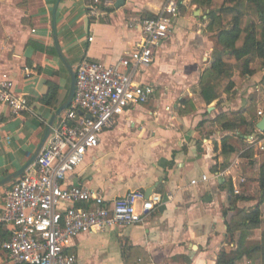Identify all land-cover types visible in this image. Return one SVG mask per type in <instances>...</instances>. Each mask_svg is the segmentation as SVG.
Segmentation results:
<instances>
[{
  "label": "crops",
  "instance_id": "crops-1",
  "mask_svg": "<svg viewBox=\"0 0 264 264\" xmlns=\"http://www.w3.org/2000/svg\"><path fill=\"white\" fill-rule=\"evenodd\" d=\"M90 1L0 0V74H9L16 93L29 101V111L22 115L0 105V182L32 159L69 94L71 74L58 56L54 22L61 51L74 71L84 60L113 65L140 41L142 20L156 16L163 4L127 0L116 9L119 0H99L102 15L96 18L87 9ZM192 2H180V16L154 51L153 63L135 71L136 82L154 88L149 103L130 106L115 118L98 148L65 181L109 201L155 188L153 194L163 201L143 224L79 236L70 251L80 264H217L227 246V223L236 209L231 206L225 215L227 185L234 189L232 180L239 174V140L238 132L224 131L216 119L244 111L252 105V95L260 101L258 84L264 74L255 71L243 85L235 82L237 95H223L207 106L200 98V81L213 61L212 37L219 21L211 22L208 12ZM52 49L57 56L47 51ZM53 85L56 105L48 107L41 100ZM225 137L237 150L230 158L222 155ZM257 165L261 162L253 163ZM18 179L0 188V200ZM193 180L198 183L192 185ZM6 233L0 226V264H12L2 250Z\"/></svg>",
  "mask_w": 264,
  "mask_h": 264
},
{
  "label": "built area",
  "instance_id": "built-area-1",
  "mask_svg": "<svg viewBox=\"0 0 264 264\" xmlns=\"http://www.w3.org/2000/svg\"><path fill=\"white\" fill-rule=\"evenodd\" d=\"M100 4L99 0L87 3L91 16L102 15ZM180 5V0H163L156 16L143 19L141 39L127 57L113 65L84 60L76 67L71 107L35 164L0 200V226L8 232L2 250L12 264H80L70 251L79 236L143 224L162 203L160 195L147 200L143 191L109 201L90 188L68 186L65 181L98 148L100 136L113 127L115 118L130 106L151 100L154 88L136 82L135 71L151 66L154 51L169 38L180 16ZM0 105L8 106L15 115L29 111L28 99L16 93L14 82L5 73L0 74ZM247 141L257 143L255 135ZM258 143L264 150V141ZM202 181L208 178L204 176ZM232 181L234 194L240 195L238 180Z\"/></svg>",
  "mask_w": 264,
  "mask_h": 264
},
{
  "label": "trees",
  "instance_id": "trees-1",
  "mask_svg": "<svg viewBox=\"0 0 264 264\" xmlns=\"http://www.w3.org/2000/svg\"><path fill=\"white\" fill-rule=\"evenodd\" d=\"M192 3L208 12L207 18L211 22L215 23L218 20L220 23L215 35L214 60L200 81V98L207 106H211L222 95L229 96L234 92V69L237 66H240L244 75L252 77L255 70L251 65L256 59L264 60V30L256 29L251 23V20L255 19L264 23V0H193ZM47 51L57 56L55 49ZM262 86L264 88V80H262ZM57 90L56 86H50L49 92L41 100L42 103L48 107H54ZM252 110L253 106L250 105L241 112L221 114L216 122L226 132H238L235 135L238 139L255 135L259 142L264 139V134L259 133L256 129L257 124L254 121L256 114ZM241 128H245L244 134H241ZM221 149L222 155L228 158L237 151L230 137L222 139ZM255 183L260 190V200L258 204L251 207V210H244L241 213L243 217L238 223L235 219L236 216L227 223V238L232 239L231 244L234 243L237 231H240L241 235L234 251L227 252L225 249L221 251L217 264H238L244 258H252L254 254L264 256V234L262 242L259 244L248 246L247 242L248 231L259 229L263 223L261 207L264 205V163L259 168V177ZM229 190V201H235V203L248 201L246 198L234 194L232 184L229 185ZM232 206L234 205L232 204ZM234 207L236 208V206ZM7 237L8 233L1 236L2 243Z\"/></svg>",
  "mask_w": 264,
  "mask_h": 264
},
{
  "label": "rangeland",
  "instance_id": "rangeland-1",
  "mask_svg": "<svg viewBox=\"0 0 264 264\" xmlns=\"http://www.w3.org/2000/svg\"><path fill=\"white\" fill-rule=\"evenodd\" d=\"M251 23H253V25L256 27V29L261 30V31L264 30V23H262L258 19L251 20ZM218 25L219 26H216L217 31H218V28L220 27V23ZM216 33L212 37L214 44H216V38H215ZM212 59L214 60L213 53H212ZM251 67L256 72H260L261 74H264V60L256 59L254 61V63L251 65ZM238 76H240L241 78L239 79ZM246 77H247V75H244L242 73L240 66H237L236 69H234V79H233L234 84H235V88L237 87L235 82H237L238 86L243 85V83H244L243 81L245 79L247 80ZM261 79L264 80V76L261 77ZM262 80L258 84V87L262 93L261 100L258 101L256 99V97L253 98V95H252V99H251L252 102L249 101V104L252 103V106H253L252 111L255 112V114H256V117H254V121H256L255 122L256 124L264 116V88L262 86ZM242 89H244V88H242ZM237 92L238 91L234 90V92L232 94L237 95ZM241 111H243V110H241ZM241 111H239V112H241ZM260 113L262 115H260ZM245 131H246L245 128H241V130H240L241 134H244ZM247 137L245 139H241V138L238 139L239 140L238 158L240 160L239 161L240 163H239V174L237 176V179H238V183L240 184V186H239L240 195L239 196L246 198L248 201H241V202L235 203V201H229L228 200L227 208H225V211L228 212V211H230L232 204L234 206H236V209L234 210L235 213H234L233 217L236 216L235 219H236L237 223L243 217V215L241 213L244 210L245 211L251 210V207H249V206L251 204H258V201L260 200L259 187L254 186V185H256L255 182L257 181V179L259 177V166L258 165L253 166V162L256 161V164L261 162V165L264 163V150L261 149V146L259 145L258 142L254 145H251V143H249L247 141ZM261 141H264V139H262ZM251 147H253V148L251 149ZM262 147L264 148V143H263ZM256 157H257V159H256ZM241 180H245V181L241 182ZM229 185H227L228 189H229ZM261 210H262L263 223L259 229L248 231V235H247L248 246H253V245H256V244H259L262 242L263 234H264V205H262ZM240 235H241L240 231H237L235 233V240H234L233 244H231L232 239L230 237L227 238V241H226L227 246L224 248L227 252H231V251H234L236 249V246L238 245V241L240 239ZM238 264H264V256L260 255V254H254L252 258L251 257L250 258H244Z\"/></svg>",
  "mask_w": 264,
  "mask_h": 264
},
{
  "label": "water",
  "instance_id": "water-1",
  "mask_svg": "<svg viewBox=\"0 0 264 264\" xmlns=\"http://www.w3.org/2000/svg\"><path fill=\"white\" fill-rule=\"evenodd\" d=\"M127 0H119L115 3V8L116 9H120L122 7L125 6ZM54 39H55V44H56V49L58 52V56L60 58V60L63 62V64L67 67V69L69 70L70 74H71V79H72V83H71V87H70V91L69 94L65 100V102L58 108V110L55 112V114L53 115L47 130L45 132L44 138L42 139L36 153L34 154V156L32 157V159L28 162V164H26V166L21 169L19 172H17L16 174L6 178L5 180H3L2 182H0V188L3 186H6L7 184L15 181L16 179H18L21 176H24V174L26 173V171L34 165V163L36 162L40 152L42 151V149L44 148V146L46 145L51 133H52V129L54 127V124L56 123L57 119L61 116L62 113H64L65 111H67L73 102L74 99V95H75V90H76V73L73 70V68L70 66L68 60L65 58V56L63 55L61 48L59 46V42H58V37H57V30H56V26H55V22H54ZM256 129L257 131H259L261 134H264V116L262 117V119L257 123L256 125ZM154 189L155 188H150L147 192H146V199L148 200L150 198L151 195H153L154 193Z\"/></svg>",
  "mask_w": 264,
  "mask_h": 264
}]
</instances>
